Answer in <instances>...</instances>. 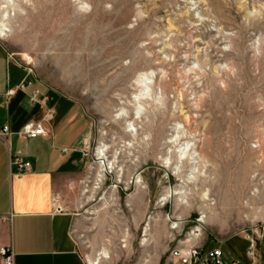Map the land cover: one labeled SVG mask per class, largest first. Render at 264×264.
Segmentation results:
<instances>
[{"label":"rangeland","instance_id":"1","mask_svg":"<svg viewBox=\"0 0 264 264\" xmlns=\"http://www.w3.org/2000/svg\"><path fill=\"white\" fill-rule=\"evenodd\" d=\"M65 2L85 11L79 30L48 43L50 13L75 16ZM6 4L0 50L76 116L73 234L85 259L178 264L171 251L200 225L196 243L224 264H264V0ZM176 137L204 151L196 172L175 157L162 165ZM170 190L180 194L160 201Z\"/></svg>","mask_w":264,"mask_h":264},{"label":"crops","instance_id":"2","mask_svg":"<svg viewBox=\"0 0 264 264\" xmlns=\"http://www.w3.org/2000/svg\"><path fill=\"white\" fill-rule=\"evenodd\" d=\"M26 76L27 69L0 50V248L11 249L13 264H90L73 234L79 215L71 199L82 174L76 116L68 98L36 78L27 85ZM45 116L46 136L17 134ZM16 155L29 161L28 171L16 170Z\"/></svg>","mask_w":264,"mask_h":264},{"label":"bare ground","instance_id":"3","mask_svg":"<svg viewBox=\"0 0 264 264\" xmlns=\"http://www.w3.org/2000/svg\"><path fill=\"white\" fill-rule=\"evenodd\" d=\"M8 0H0L2 4H0V38H3L8 35L9 31L11 30L9 25L6 23L7 17L10 16V14L6 15V11L8 9L9 4H6ZM65 8L64 10L68 13H73L75 16L71 19H66L64 15L57 13L56 10H53L55 12L50 13L49 17V23H48V28H49V33H46V38H48V43L51 42L52 44H55L57 41L58 45H64L67 39V35L72 32V30H79V26L75 23V19H79L81 15L85 14V11L81 8L79 12H76V7H74L73 3H66L64 4ZM142 83V82H141ZM128 87V86H127ZM141 88V84L139 86ZM123 88V87H122ZM137 89V88H136ZM142 90V88H141ZM142 99L141 93L139 94V100ZM189 122V121H186ZM132 131V130H130ZM157 131V130H156ZM160 136V135H159ZM158 138V136H157ZM174 138V137H172ZM182 138L176 137L173 140L169 141V147L166 149L165 152V157L163 159L164 164L162 165L166 168H171L175 162L173 161L172 158L175 157L176 161H182V160H187L189 161L191 165V173L196 172L199 170L200 164L204 161V151L199 150L198 144L195 142L193 145H185L181 143ZM157 142V141H156ZM194 150V151H193ZM103 150H100L98 148L97 154L100 155L99 158L103 156ZM103 165V164H102ZM104 166V165H103ZM102 168L98 171L101 172ZM175 174H178V172L181 171L180 167L179 168H174ZM94 188V187H93ZM141 191V190H140ZM86 192V191H85ZM143 193V192H142ZM141 193V194H142ZM179 191H173L170 190L166 196L160 199V201L164 200L165 197H172L173 195H179ZM205 216H202V218L199 220L201 223H205L204 220ZM180 223V221H177V226ZM147 230V229H145ZM146 239H143L141 243H144ZM102 253V252H101ZM105 254V253H104ZM103 255V254H102ZM96 264H99L97 262Z\"/></svg>","mask_w":264,"mask_h":264},{"label":"built area","instance_id":"4","mask_svg":"<svg viewBox=\"0 0 264 264\" xmlns=\"http://www.w3.org/2000/svg\"><path fill=\"white\" fill-rule=\"evenodd\" d=\"M27 85H33L34 78L31 77V71L27 70ZM30 101H37V92L30 95ZM48 116H45L39 122H28L17 133L21 138L30 139L37 136H46L48 134L44 127V123L48 122ZM3 133L8 134V126L3 127ZM12 164L18 172L28 171L30 169L29 161H26L21 155L12 158ZM201 236V226L197 225L180 244L171 251V257L176 259L178 264H224L223 252L219 248H211L206 250L203 245L196 243ZM248 254L253 258V245L248 249ZM0 264H13V253L9 247L0 248ZM232 264H240L233 261Z\"/></svg>","mask_w":264,"mask_h":264}]
</instances>
